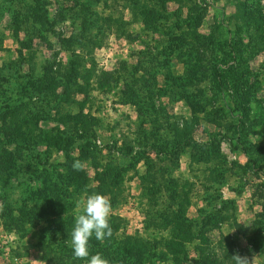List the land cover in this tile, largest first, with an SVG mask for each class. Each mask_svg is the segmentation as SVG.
<instances>
[{"label":"rangeland","instance_id":"rangeland-1","mask_svg":"<svg viewBox=\"0 0 264 264\" xmlns=\"http://www.w3.org/2000/svg\"><path fill=\"white\" fill-rule=\"evenodd\" d=\"M258 16L264 0H0V113L22 119L0 160V264H85L70 234L98 178L112 236L90 254L197 264L225 237L264 264Z\"/></svg>","mask_w":264,"mask_h":264},{"label":"clouds","instance_id":"clouds-1","mask_svg":"<svg viewBox=\"0 0 264 264\" xmlns=\"http://www.w3.org/2000/svg\"><path fill=\"white\" fill-rule=\"evenodd\" d=\"M72 167L76 171L85 169V163L75 160ZM112 205L109 197L100 192H92L86 198L76 202V214L72 228L71 248L73 257L85 261V264H110L102 253L90 254L89 241L95 236L96 240L103 242L112 236L110 216ZM234 264H253V259L238 252L232 255Z\"/></svg>","mask_w":264,"mask_h":264},{"label":"trees","instance_id":"trees-1","mask_svg":"<svg viewBox=\"0 0 264 264\" xmlns=\"http://www.w3.org/2000/svg\"><path fill=\"white\" fill-rule=\"evenodd\" d=\"M253 19H254L257 26H259L260 28H262V27L264 28V26H263L264 25V18H262L261 16H258V17H253ZM204 40H207V39H204L203 37H199L196 40V44H198L199 42H202ZM212 75H213L214 82L219 87V90L222 89L221 86L224 85V81L222 80L223 77H222L221 72L218 71L217 69H214L212 71ZM101 77L105 81L107 79H110L109 73H107L106 76H104V74H103V75H101ZM240 104H241V102H240ZM240 106L241 105H239V107ZM2 113L3 112L0 113L1 114L0 120L2 121V127L0 126V160L2 159V154L4 153V149H3L4 144L10 142L11 139L15 138L14 136L8 134V133H15L17 130V127H18V126H15V128H14L13 126L16 125V123H12V121H16L17 119L22 121V119L20 117H18V114H16V112H9V113L5 112L4 114H2ZM242 113H245V111H243ZM68 117L71 118L74 123L81 124L80 126L82 129H85L87 127V125L85 123V119L83 118L84 113L81 110L79 112H77L76 114L70 115ZM7 118H8V121L5 122L4 119H7ZM257 120H258V122H260L261 126H264L263 118H260V119L257 118ZM18 129H19V127H18ZM18 136H20V134L16 135V137H18ZM74 179H76L75 174L66 173L62 178H60V181L62 183H71L74 181ZM98 180L101 182V184H98L97 192H100V193H101V191L107 192L113 197L114 194L112 192V189L110 188V185L104 183V181H101V180H103L101 178H98ZM53 186H55V184ZM46 187L47 186L43 187V189H45ZM48 188L49 187H47L46 189L48 190ZM49 192H50V189H49ZM57 222H58L59 228H61V229L65 230V229L71 228L70 225H68L67 223H64L60 220H58ZM221 241L218 243V245H210L207 243L196 244L194 246V249L196 251V260H197L196 262H197V264H234V261L232 260L233 254H235L237 252L240 255H251L252 254L253 249L251 250V248H247V247L234 248L232 242L227 240V238H225V237L222 238ZM177 248L182 252L181 258L185 259L186 249L184 247H182L181 245H180V247L177 246L176 249Z\"/></svg>","mask_w":264,"mask_h":264}]
</instances>
